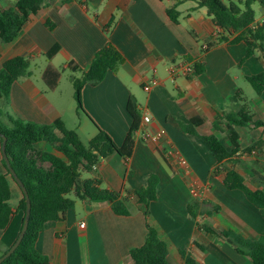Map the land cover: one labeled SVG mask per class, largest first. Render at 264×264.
I'll return each mask as SVG.
<instances>
[{"label": "crops", "instance_id": "crops-1", "mask_svg": "<svg viewBox=\"0 0 264 264\" xmlns=\"http://www.w3.org/2000/svg\"><path fill=\"white\" fill-rule=\"evenodd\" d=\"M16 1L0 0V8H12ZM221 1L226 6L238 2ZM173 7L180 14L177 23L166 14ZM252 9L255 25L262 24L264 9L257 2ZM217 31L206 9L191 0H46L29 15L12 43H3L0 31V68L6 60L26 57L31 72L12 84L6 100L0 99L3 126L9 127L8 118L38 125L60 121L84 145L98 128L120 147L132 124L126 110L131 100L140 125L148 116L144 129L163 132L156 143L133 135L130 158L113 154L93 170L101 188L126 199L129 215L114 214L106 201L75 200L64 219L46 224L36 241L46 264H132L129 252L144 243L146 224L166 243L168 264H185L186 256L197 264H251L231 239L220 234L257 241L264 232V219L241 191L227 190L222 180L225 172L233 170L250 190L264 192V128L236 126L221 115L240 118L245 105L246 116L264 124V91L257 95L246 80L264 73V55L255 51L242 62L245 43H217L213 40ZM108 45L123 62L97 85L82 88L84 113L80 112L70 79L80 77ZM173 63L198 64L201 72L172 77ZM152 80L157 86L144 91ZM239 93L241 100L233 101ZM206 136H214L235 154L218 166L200 139ZM39 148L60 156L46 143ZM2 161L0 141L4 175ZM149 175L157 179L156 199L145 215L146 208L137 204L133 192L145 186ZM8 181L13 216L0 230V256L12 246L22 224V213L17 211L21 192L9 177ZM193 204L195 218L187 210ZM203 227L215 235L205 233Z\"/></svg>", "mask_w": 264, "mask_h": 264}, {"label": "trees", "instance_id": "trees-1", "mask_svg": "<svg viewBox=\"0 0 264 264\" xmlns=\"http://www.w3.org/2000/svg\"><path fill=\"white\" fill-rule=\"evenodd\" d=\"M191 1L195 2L197 8L206 9L208 16L212 19L218 30L213 36L215 42L235 44L242 41L245 43L246 54L242 62L252 56L255 51H260L264 55V22L252 27L255 24L252 5L257 2L264 9V0H238L237 3H231L228 6L221 0ZM45 2L46 0H17L12 8H0L2 42L12 43L28 21L29 15L37 13ZM175 8L166 11L173 23L178 22L180 15ZM212 45L213 43L208 44L206 49ZM122 62V56L108 45L95 54L88 69L82 72L80 77L70 79L74 89V100L80 112H83L82 88L85 85H97L104 79L107 72H116ZM193 69L194 75L201 72L198 64L193 65ZM30 75V60L26 57H15L3 62L0 68V99L8 98L14 82ZM246 80L257 95L264 91V73L246 77ZM240 100V93L233 98L235 102ZM240 109L243 114L240 118L227 113L221 116L236 126L252 125L264 128L263 123L254 122L250 116H246L245 105H242ZM126 110L132 119V124L120 147H117L111 138L98 128L94 138L88 145H84L78 135L66 129L60 121L50 125H38L8 118L9 127L3 126L0 122V135L6 138L5 154L11 169L23 184L30 200V217L25 235L16 250L1 264H46V258L36 249V241L46 224L64 219L65 213L74 208L75 200L106 201L110 203L114 214L129 215L126 199H122L118 193L101 188V181L92 170L93 166L113 154L124 159L132 155L133 135L140 126V116L131 100L128 101ZM219 119V117L216 118L214 127L218 126ZM200 139L218 166L228 161L236 152L235 150L227 152L214 136L200 137ZM41 143L52 146L61 157L40 149ZM2 163L6 174H0V230H5L13 216L9 206L11 192L8 177L12 181L13 179L4 160ZM84 174L94 175V177L84 178ZM222 183L227 190L241 191L264 219L263 191L250 190L244 184L242 177L233 170L223 174ZM156 185V177L149 175L145 186L133 192L137 204L146 208L145 215L148 214L149 203L156 199ZM196 208L194 204L188 205L190 217H196ZM25 210V197L21 192L17 211L22 213V222ZM202 230L207 234L215 235L208 228L203 227ZM220 236L231 239L236 244V251L246 256L251 264H264V232L254 242L246 241L232 233H221ZM167 254L166 243L159 240L156 229L149 224H146L144 243L129 252L132 264H168ZM184 260L185 264H197L189 256L184 257Z\"/></svg>", "mask_w": 264, "mask_h": 264}, {"label": "built area", "instance_id": "built-area-1", "mask_svg": "<svg viewBox=\"0 0 264 264\" xmlns=\"http://www.w3.org/2000/svg\"><path fill=\"white\" fill-rule=\"evenodd\" d=\"M252 27H255V24H253ZM194 69H193V65L188 64V63H179V64H175L173 63L170 66V75L172 77L176 76V75H182V76H187L190 74H193ZM157 81L152 80L148 85H145L143 87V90L148 92L150 91L153 87L157 86ZM150 122V119L148 116H144L142 118V125L139 126L138 130L134 133V135H138L140 137V139L146 143L151 142V143H156L158 142L162 135L163 132L159 131L157 133H151L148 132L144 129V125L148 124ZM182 165L185 164V161H180ZM96 169V165L92 167V170ZM80 227H83V225L81 224Z\"/></svg>", "mask_w": 264, "mask_h": 264}, {"label": "water", "instance_id": "water-1", "mask_svg": "<svg viewBox=\"0 0 264 264\" xmlns=\"http://www.w3.org/2000/svg\"><path fill=\"white\" fill-rule=\"evenodd\" d=\"M0 139H1V154L3 157V160L5 162V165L10 173V176L12 177L13 181L16 183V185L19 187L20 191L22 192V194L25 197V203H26V210H25V215H24V219L22 222V226L20 229V232L16 238V240L14 241V243L12 244V246L6 251L5 254H3L0 257V264L6 260L8 257L11 256V254L16 250V248L19 246V244L21 243L25 232L27 230L28 227V221H29V217H30V200L28 198L27 192L23 186V184L21 183V181L19 180V178L17 177V175L15 174V172L11 169L8 158L5 154V145H6V138L3 135H0Z\"/></svg>", "mask_w": 264, "mask_h": 264}, {"label": "rangeland", "instance_id": "rangeland-1", "mask_svg": "<svg viewBox=\"0 0 264 264\" xmlns=\"http://www.w3.org/2000/svg\"><path fill=\"white\" fill-rule=\"evenodd\" d=\"M81 139H82V141H83L84 143H86V136H85V135H82V136H81Z\"/></svg>", "mask_w": 264, "mask_h": 264}]
</instances>
